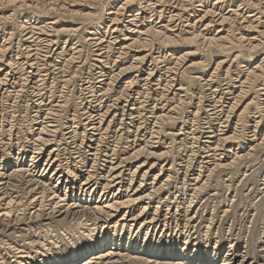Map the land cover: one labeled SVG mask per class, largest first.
Instances as JSON below:
<instances>
[{
	"label": "bare ground",
	"instance_id": "obj_1",
	"mask_svg": "<svg viewBox=\"0 0 264 264\" xmlns=\"http://www.w3.org/2000/svg\"><path fill=\"white\" fill-rule=\"evenodd\" d=\"M3 1L32 8L39 0ZM43 1L50 11L60 8L70 12L80 2ZM84 1V6L93 9ZM240 2L237 8L224 10L234 0H121L111 3L108 13L104 4L100 15L104 27L90 23L85 41L78 34L82 27L71 28L63 46L62 30L55 29L57 19L49 22L35 13L26 14L20 23L23 39L16 50L13 32L3 30L6 19L1 17L0 122L10 112L20 114L25 110L31 130L24 138L21 130L11 126L6 138L0 129V144L11 152V159L3 156L0 161V238L8 237L0 239V264H33L45 248L42 233L50 232L53 221L62 227L77 222L90 232L101 230V236L82 252L76 254L74 250L67 258H55L61 263L50 264H76L85 256L83 264H132L135 259L142 264H193L190 259L198 256L197 249L199 264H206L202 256L208 252L203 253L202 248L208 249L217 222L213 215L206 223L205 212L200 213L208 181L217 172H231L248 153H242L248 145L250 150L264 145V106L251 114L247 127L241 126L245 112L255 103L256 96L247 101L250 89L259 77L264 79V53L251 54L260 60L257 64L242 61L246 63L243 68L239 65L232 69L229 63L219 80L212 77L226 59L208 72L210 76L204 79L207 94L198 96L195 113L199 116L204 109L205 115L198 125L187 120L176 134L173 132L182 152L175 161L169 157L174 145L167 142L163 128L179 104L182 107V75L196 61L190 63L186 57L192 51L179 55L173 44L191 40L197 46L218 49L216 45L222 47L227 41L232 25L229 29L225 25L232 21L236 24L234 32L246 42L248 50L259 52L264 48V0ZM226 31L228 35H224ZM74 35L78 39L72 42ZM83 45L89 58L83 54ZM240 57L239 52L232 63ZM132 72L135 74L125 80ZM76 81L80 83L78 103L72 116L70 113L67 117ZM256 91L258 100L263 98L260 104H264V80ZM158 165L160 169L156 170ZM21 186L25 191L19 189ZM261 189L264 191V187ZM24 210L30 211L33 225L25 219L17 221L22 226L13 231L20 233L18 237H13L12 221L7 224L6 220L12 216L20 220ZM229 211L225 207L223 214ZM125 232L129 233L126 245ZM142 233V248L137 249ZM157 235L163 239L162 246L155 242ZM116 242V251H108ZM164 245L168 246L167 253ZM192 247L196 249L190 251ZM232 247L230 244L231 251ZM178 249L182 250L179 256L174 252ZM227 255L209 259L211 264H247L249 260L247 256L239 260L242 254L235 252ZM173 256L179 261H171Z\"/></svg>",
	"mask_w": 264,
	"mask_h": 264
},
{
	"label": "rangeland",
	"instance_id": "obj_2",
	"mask_svg": "<svg viewBox=\"0 0 264 264\" xmlns=\"http://www.w3.org/2000/svg\"><path fill=\"white\" fill-rule=\"evenodd\" d=\"M42 1L43 0H39L37 5L34 4V6L32 8L31 7H20V8H18L17 6H15L13 4H7L5 1L0 0V9L3 10L2 12H0V15H2V16H0V25L3 22L1 17H3L4 19H6L4 21V29L3 30L6 31V33H8V34L13 32V40L12 41L14 44L13 48L15 50L17 49V46L19 45L17 43L20 42V44H21L22 39H23L22 38L23 35L21 32V28H20V26H21L20 23H22V20H24V16L26 14L35 13V15L37 17H40L41 20L47 19V20H49V22L53 21V19H57L58 22H57L55 29L56 30H62L61 31L62 34L60 36V39H61L60 46H63L64 45V39L66 36L65 34H67L68 30H70L71 28L82 27L81 32L78 34H80V36H81L80 39L82 41H85L87 31L88 32L90 31V26H91V25H89L90 23L94 24V25L101 23L100 24L101 28L104 27L103 21L100 22V15L103 12L102 9H103L104 4H106L104 11L107 12L108 10H106V9L109 8V5H111V3H114V4L118 3L119 4L121 0H87L88 2L91 3L90 5H92L93 9H89L87 6H84V4H85L84 0H78L80 2H78V4L76 3V5L73 7L74 11H71V12L69 10L64 11V9H60V8L57 9L59 12L56 9L51 10L52 11L51 12L49 9L50 7L45 5L46 3L44 1L43 2ZM213 1H215V0H208V3H211ZM240 1H242V0H234V3H227L224 6V8H225L224 10H229V8H237V5L241 3ZM88 2H86V4ZM138 2H139V0H136V3H138ZM94 3L97 5H95ZM196 4H198V3H195V5ZM56 7L58 8V6H56ZM47 9H49V11ZM76 9L78 10V12ZM73 12H75V13H73ZM228 22L225 25L226 28L229 29V27L231 25L232 26L234 25V26L233 27L231 26L232 28L230 27V30H231L230 35H228L227 31L224 33V35H228V37H227L228 42L227 41L224 42L226 46H223L224 43L222 45L223 48L228 47V48H225V50L221 47V45L220 46L216 45L219 50L216 49L215 46H212V47L211 46H208V47L204 46V48H203V46H197L198 44L194 43L191 40L188 42H184L185 40L183 42L178 40L173 44V46L178 48V50L180 52L179 55L181 53H186V52L192 51L193 54L192 55H190V54L186 55V57L190 60V63L196 61L195 63H197L199 65V62H200L201 65L197 66V68H196L197 64L194 63L195 66H193V68L191 67L188 70L189 72L186 71L183 74L184 76L182 75V77H183L182 81H183L184 86H185V92L182 93L183 96L181 97L183 100L182 107L179 104V108L175 111V114H173L174 119L172 118V119H169V121L167 120L165 122V126L163 128L164 129L163 132H165L163 134L165 135L167 142H169V144H171L170 142H172V144L174 145L175 151L173 149V151H171L170 155H169L170 159L172 158L171 160H175V161L178 160L179 157L181 156V153H182L181 150L179 149V145L176 142V137L173 135V132H174V134H176L177 130H179L181 128V126L184 125L183 123L187 122V120L188 121L190 120V124L198 125L201 118L205 115L204 114L205 111L203 113L204 109L201 110V114H199V116L195 115L196 107H197L196 104L198 103L199 97L201 95L204 96L207 94L206 88H205V87H207V84L205 83L204 79L207 77V75L210 76L212 71L215 70V67L217 66V62L222 60V59H224V60L226 59L227 63H223L220 70H218V72L216 71L217 73H214L215 76L212 77V80H215V81H216V79L219 78L220 73L223 74L226 72V69L230 64L232 66V69H235V66L239 67V65H240V67H242L244 64H246V63H241L242 61H250V62H252V64H257L255 62H259L260 60L257 61V59L252 58V55H254L255 53L256 54L260 53V52L264 53V48H262V47H264V44L261 47L263 50L261 49L259 52H252L251 50H248L250 48H248V46H246V42L244 43L243 41H241V39H239V36L237 35V33L234 32L236 24L234 22L232 23V21H228ZM230 23H231V25H230ZM232 30H233V32H232ZM234 33H236V34H234ZM252 33H255V31H252ZM232 34L235 35V38L233 37ZM77 37H78L77 35L72 36V39H73L72 42L77 40L78 39ZM237 39H238V41H237ZM199 48H200V50H199ZM82 49H83L84 56L89 58L90 55H88L89 54L88 49L86 47L84 48V45H83ZM197 49H198V51H197ZM223 50L226 52H224ZM239 52L242 55V57L243 56L244 57L243 58L240 57L234 63H232V61H233L232 59H234V57ZM262 53H261V55H262ZM89 61H91V59ZM206 61H207V64H206ZM204 64H206V65H204ZM86 68L88 69V67H86ZM210 71H211V73L208 74V72H210ZM186 73L190 74V75H187ZM134 74H135L134 72L128 74L126 76L125 80H127V78H129L130 76H133ZM213 78H215V79H213ZM259 78H258V80H256L257 81L256 84L252 85V89H250V92H249V95L247 98V101H249L256 96V98L253 99L255 103L252 104V106L250 107L251 109L247 110L244 114V118H243L244 122L241 121V122H243L241 124V126H243V127H245L247 125V122L249 120V117H251V114L253 115L257 111V108H259V107H261V109H263V106H264V104H262V105L260 104V102L263 101L262 100L263 98L259 97L262 99L258 100L259 94L256 91L258 89V85L260 83H262V81L264 80L261 77H259ZM76 82L73 86L75 92L73 95H71L73 97L70 96L71 99L69 98V100L72 103H70V101H69L68 110H70L71 112H68L67 114L65 113L67 115V117H68V114H70V113H71L70 116H72L73 110L76 108V105L78 103V93L77 92L79 90V87H80L79 84L80 83H79V81H76ZM256 85H257V88H256ZM202 89L204 92L202 91ZM200 93H201V95H200ZM188 95H190V96H188ZM179 97H180V95H178L176 98L179 99ZM195 98H196V100H195ZM188 101H190V102H188ZM8 102L11 103V101H8ZM186 102H188V103H186ZM26 103H27L26 100L24 102H22V104H24V105ZM3 105H5V106L8 105L6 99L4 100ZM184 105H186V106H184ZM202 105H203V103H202ZM180 107H181V110H180ZM189 109H191V110H189ZM24 111L21 112L20 114L19 113H13V112H10L9 114L6 113L7 114L5 116L6 119L3 118L2 123L0 122V126L1 125L3 126L0 129H3L5 131L4 136L6 138H8V134H9L8 130L11 126H13L14 129L16 128V130H19V131L21 130L20 131L21 134L24 133L23 134L24 138H25V136H27V134H30V130H31L30 121H29V118L27 117V112H24ZM250 112H252V113H250ZM179 113H181V114H179ZM13 114H16L17 117L13 118L12 117ZM28 114H29V112H28ZM65 114L63 113V115H62V118H63L62 122H65V117H66ZM258 114H260V113H258ZM245 115H247V116H245ZM175 117L177 118L176 120H175ZM180 117L183 119H181ZM174 120H175V123H172ZM167 122H169V123H167ZM191 122H193V123H191ZM197 122H198V124H197ZM17 127H19L20 129H18ZM263 130H264V123H263L262 128H261V131H263ZM167 132H168V134H166ZM16 133H17V131H15V134ZM15 141H17V140H15ZM22 141H25V139H22ZM174 142H176V143L174 144ZM240 144L244 145V143H240ZM248 146L243 149L242 153L244 154V153L248 152L249 154L248 153L244 154L245 157L241 158L242 160L240 159L241 161L239 160V162H237V164H235L231 168V170H230L231 172H229L228 170H227L228 172L227 171L217 172L216 174H214V176H212V178L209 180L210 182L208 181V185H207L208 188H207L206 193H205L207 195L205 198L202 199L208 203H206V202L204 203V201L202 202V200L200 201L201 202L200 205L202 207V208H200V210H201L200 213L203 214V212H205L206 223L209 222L207 218H210L213 215L217 218V222L215 223V227L212 228V231L210 233V238L211 237L212 238L209 240L208 249L205 246L202 248L203 253H204V251L208 252V254L204 253L202 256L203 258L206 259V264H211V260L209 259V257H211L212 259H216L218 257H219V259H223L225 257L227 258V256H229L227 254L228 253L230 254L232 252L238 253L240 255L242 254L240 256V258H238L239 260H241L243 257L245 258V256H247L249 258L247 264H264V196H263L264 191H263V189H261L262 187H264V145H261L262 146L261 148H260V146H258V148L256 147L255 149H252V150H250ZM17 151H18V149H16L14 151V153ZM10 153L11 152L8 149V147L6 148V146H3L2 144H0V161L2 160L3 156L6 157V159H9V158L11 159ZM28 156H30V154H28ZM27 162H28L27 164H30V157H28ZM160 166L161 165H158L156 170H159ZM23 188H24V186H21L19 189L23 190ZM23 191H25V190H23ZM260 191H261V193H260ZM216 194L217 195L219 194L218 195L219 197H217ZM210 196H213V197L210 198ZM206 198H208L209 201ZM205 207H206V209H205ZM225 207L231 211V212L230 211L228 212L229 214L228 213L223 214L224 213L223 210L225 209ZM231 207H233V208H231ZM212 212H214L216 215L213 214ZM30 216H31L30 211L24 210L23 212H21L20 220L14 219L12 216L10 218V221L6 220V223L8 224L11 221L14 222V224L11 222L12 229L10 231L13 232L16 229H17L16 231H19L18 227L22 226V224H19V223H21L19 221H23L25 219L26 222L28 221V223H27L28 225H33L32 223L29 222ZM45 217H46V215H45ZM17 221L19 222L18 225H17ZM53 222H52L53 224H51L53 226H51L49 228L50 232H43L42 233L44 236V237L43 236L42 237L44 238L43 241H45L43 243V244H45L44 245L45 248L41 249L43 251L42 254L40 253V254L36 255V259L33 260V264H45V263L50 264L51 261L54 263L55 262L61 263L62 261L59 262L56 259L67 258L68 256H71L70 254H72V252L74 250H76V254L79 252H82L83 249H85L87 244L92 243L96 238H99L101 236V230L98 231V233L96 231L90 232L88 229L78 225L77 222L76 223L75 222H73V223L68 222L65 225L63 224V227L60 226L62 224L56 223L55 221H53ZM3 223H5V222H3ZM44 223H46V221H44ZM57 224H59V225H57ZM68 227H70V228H68ZM55 230H57V231L55 232ZM10 231H8V232H10ZM8 232L6 231V234H9ZM17 233L20 234L19 232H15V233L13 232V233H11V235L13 234V237H18ZM124 236H125L124 239L126 238V240H124L123 244L126 245V242L129 240V233L125 232ZM218 236H220V237H218ZM10 237L12 238V236H10ZM7 238H8L7 236H4L0 239L6 240ZM140 238H141L140 239L141 244L140 243L138 244L137 247H139V248H137V249L142 248V243H143V238H144L143 233L140 236ZM162 240L163 239L160 238L159 235L155 236V242L157 241L156 243H158V245L160 244V246H162V243H163ZM28 242L29 241L27 240L24 243L27 244ZM115 244L116 245H111L110 249L108 251H116L114 249L118 248L119 245H117V244H119V243L116 242ZM164 244H166V243H164ZM230 244H233V247H232L233 250L232 251L229 248ZM166 245H164L163 249H166V253H167V247L168 246H166ZM44 249H47V250H44ZM194 249H196V248L192 247V248H190V251L194 250ZM174 252H175V254H177V256H179L178 254H180L182 252V250L178 249ZM197 252H198V249L195 252V255L198 254V256H195L192 259H190V260H193V264H199L200 263L199 262L200 260H198L200 256H199V253H197ZM134 255H136V254H134ZM177 256H173L174 258H172L171 261L175 262L176 260H178ZM86 257L87 256L83 257L82 259H79L76 262V264H83ZM166 259H164V260H166ZM97 261H99V260H97ZM142 262H141V260L135 259L134 262L132 261L131 263L132 264H142Z\"/></svg>",
	"mask_w": 264,
	"mask_h": 264
}]
</instances>
